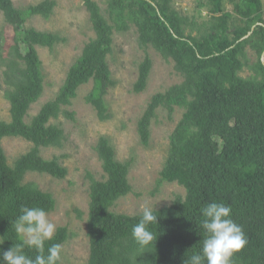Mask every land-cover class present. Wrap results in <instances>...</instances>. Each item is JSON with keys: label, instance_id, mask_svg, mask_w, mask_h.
<instances>
[{"label": "trees", "instance_id": "1", "mask_svg": "<svg viewBox=\"0 0 264 264\" xmlns=\"http://www.w3.org/2000/svg\"><path fill=\"white\" fill-rule=\"evenodd\" d=\"M233 12L242 21L231 25L232 13L226 12L224 0L199 3L208 13L200 25L198 11L191 17L175 10L171 0H106L105 13L114 21L109 25L94 0H84L89 24L94 33L80 56L69 68L55 98L45 103L30 122H25L30 106L44 90L42 63L36 48L52 51L65 40L57 34L25 28L31 17L49 19L54 0H44L24 11L11 0H0L4 23L14 30L10 57L0 53V67L6 85L4 99L9 103L10 122L0 121V250L19 243L14 220L22 206L41 207L46 213L55 209L50 194L34 183H24L28 173L47 174L64 179L67 170L57 158L44 160L41 148L58 147L62 130L49 124L63 115L73 121L74 115L64 110L77 97L83 85L92 82L85 98L100 121L111 118L104 100L107 90L116 82L111 76L108 56L112 52L114 32L136 28L138 46L151 48L164 60H172L182 81L164 93L151 97L137 121V135L143 146L150 141L151 122L157 110L163 109L170 119L175 109L182 117L169 138L165 164L158 184L177 183L185 197L176 198L170 206L157 212V240L153 247L140 249L131 236V228L140 214H114L110 208L131 192L128 173L131 162L116 160L115 150L106 137L95 146L105 176L98 181L88 174L89 205L87 264H183L187 255L198 252L203 233L200 209L211 202L230 205L232 219L242 226L247 245L233 257V264H264V65L257 68L261 80L242 78L245 49L264 53V20L261 0H229ZM200 6H198L200 8ZM232 30L230 33L229 30ZM1 38V33H0ZM1 40H0V50ZM152 62L148 55L138 66L132 92L140 94L147 87ZM257 71L258 75L260 73ZM22 138L32 148L10 167L1 141L6 137ZM66 227L57 229L53 243L64 244ZM26 255L36 252L25 247ZM2 264V261H0Z\"/></svg>", "mask_w": 264, "mask_h": 264}, {"label": "rangeland", "instance_id": "2", "mask_svg": "<svg viewBox=\"0 0 264 264\" xmlns=\"http://www.w3.org/2000/svg\"><path fill=\"white\" fill-rule=\"evenodd\" d=\"M14 7L24 11L44 0H11ZM55 7L49 19L31 17L25 23V28H33L40 32L59 35L65 40L54 47L52 51L46 48H36L42 63L44 90L42 96L28 110L25 122H30L42 106L55 98L63 85L66 74L73 62L80 56L85 44L94 38L89 24V14L84 6V0H54ZM102 10V15L109 25H114L105 13L106 0H94ZM235 2L239 0H234ZM206 0H171L172 6L180 14L191 18L197 11L200 25L207 21L208 13L203 6L198 5ZM262 17L264 20V0ZM200 6V8L198 7ZM226 12L232 13L231 25L237 26L242 21L233 12V5L224 0ZM0 12L1 56L10 57V47L13 45L14 30L4 23ZM115 26V25H114ZM231 33L232 30L230 29ZM137 31L131 26L126 32H114L112 52L108 56V65L116 85L107 90L105 101L111 118L100 121L93 108L85 102L92 89V82L80 87L77 97L64 110L73 113V121L63 115L52 119L49 124L59 127L63 132V140L58 147L40 149L44 160L57 158L67 170L64 179H55L47 174L28 173L24 183H34L43 193L50 194L55 201V209L48 213L50 221L60 227H66L68 239L62 244V264H87L89 259V239L87 237V216L89 205L88 174L98 181H104L105 176L98 161L95 146L100 137H106L115 150L116 160L125 163L130 161L128 181L131 192L119 199L110 211L118 215L136 216L140 214L141 205L147 203L155 210L170 206L173 201L185 197V190L177 183L158 184L159 173L162 170L169 149V138L180 121L183 110L175 109L171 118L165 110H157L156 118L151 122L150 141L143 146L137 135V121L143 114L151 97L164 93L169 87L182 81L174 70L172 60H164L151 48L140 49L137 41ZM148 55L152 68L148 84L144 92H132L138 76V66ZM259 59L264 65V53L246 47L244 68L239 73L242 78L255 77L261 80L258 71ZM4 68L0 67V121L9 123V103L4 99L6 85L2 76ZM257 71L260 73L258 75ZM1 145L10 167L22 155L27 153L32 144L22 138L6 137Z\"/></svg>", "mask_w": 264, "mask_h": 264}, {"label": "clouds", "instance_id": "3", "mask_svg": "<svg viewBox=\"0 0 264 264\" xmlns=\"http://www.w3.org/2000/svg\"><path fill=\"white\" fill-rule=\"evenodd\" d=\"M200 215L203 233L200 250L187 255L183 264H233V257L248 241L242 226L232 219L231 206L211 202L200 209ZM157 219L155 207L141 205L140 217L131 228L132 239L140 249L154 246L158 234L153 225H157ZM14 231L20 242L0 250L2 264H62L60 243H53L45 250V242L54 239L57 225L49 220L43 208L22 206L14 220ZM25 247L35 250L34 259L25 254Z\"/></svg>", "mask_w": 264, "mask_h": 264}]
</instances>
